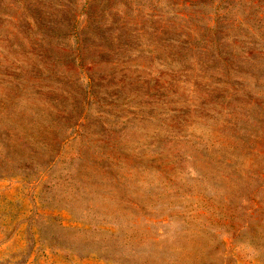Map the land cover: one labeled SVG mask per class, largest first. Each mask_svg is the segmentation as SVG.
I'll use <instances>...</instances> for the list:
<instances>
[{
	"label": "rangeland",
	"instance_id": "obj_1",
	"mask_svg": "<svg viewBox=\"0 0 264 264\" xmlns=\"http://www.w3.org/2000/svg\"><path fill=\"white\" fill-rule=\"evenodd\" d=\"M0 264H264V0H0Z\"/></svg>",
	"mask_w": 264,
	"mask_h": 264
}]
</instances>
